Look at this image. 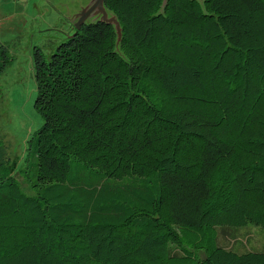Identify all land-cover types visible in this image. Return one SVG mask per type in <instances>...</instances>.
Here are the masks:
<instances>
[{
  "label": "trees",
  "instance_id": "1",
  "mask_svg": "<svg viewBox=\"0 0 264 264\" xmlns=\"http://www.w3.org/2000/svg\"><path fill=\"white\" fill-rule=\"evenodd\" d=\"M32 55L25 192L0 158V264H264V0H104ZM9 62L0 44V73Z\"/></svg>",
  "mask_w": 264,
  "mask_h": 264
},
{
  "label": "rangeland",
  "instance_id": "2",
  "mask_svg": "<svg viewBox=\"0 0 264 264\" xmlns=\"http://www.w3.org/2000/svg\"><path fill=\"white\" fill-rule=\"evenodd\" d=\"M89 1L0 0V44L9 58L0 73V158H8L9 171L28 193L24 169L32 162L30 145L42 123L33 107V51L52 52L71 33L79 6ZM219 242L237 251L264 249V232L253 225L225 230Z\"/></svg>",
  "mask_w": 264,
  "mask_h": 264
},
{
  "label": "water",
  "instance_id": "3",
  "mask_svg": "<svg viewBox=\"0 0 264 264\" xmlns=\"http://www.w3.org/2000/svg\"><path fill=\"white\" fill-rule=\"evenodd\" d=\"M90 1H91L90 6L85 8V9H83L80 13H78L79 20L74 25V27L75 28H79L80 24L84 23L85 19L87 18V16L90 13H95V14H99V18L97 20L106 21V22L114 24L116 32H117V35H118V38H119V36H120L119 23H118V21L116 20V18L114 16L108 17V13H107L106 9L104 8V0H90ZM88 3L86 4V6L88 5ZM79 7H80V10H81L82 7L81 6H79Z\"/></svg>",
  "mask_w": 264,
  "mask_h": 264
},
{
  "label": "flooded vegetation",
  "instance_id": "4",
  "mask_svg": "<svg viewBox=\"0 0 264 264\" xmlns=\"http://www.w3.org/2000/svg\"><path fill=\"white\" fill-rule=\"evenodd\" d=\"M90 3H91V1L88 3V5L86 6V7H84V8H82L81 10H80V12L83 10V9H85V8H87V7H89L90 6ZM104 8H105V6H104ZM108 13V12H107ZM74 18V20L72 19V27L74 28V25L78 22V20H79V16H78V14L76 15V16H74L73 17ZM99 18V14H95V13H90L88 16H87V18L85 19V21H84V23L85 22H89V21H93V20H97ZM83 24V23H82ZM82 24H80V25H82ZM80 27V26H79Z\"/></svg>",
  "mask_w": 264,
  "mask_h": 264
}]
</instances>
